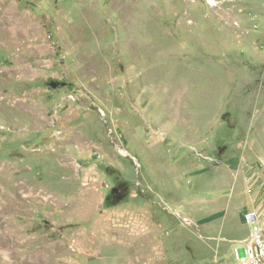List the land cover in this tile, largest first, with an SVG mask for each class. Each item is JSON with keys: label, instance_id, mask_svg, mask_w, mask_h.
I'll use <instances>...</instances> for the list:
<instances>
[{"label": "rangeland", "instance_id": "obj_1", "mask_svg": "<svg viewBox=\"0 0 264 264\" xmlns=\"http://www.w3.org/2000/svg\"><path fill=\"white\" fill-rule=\"evenodd\" d=\"M255 209L264 0H0V264H236Z\"/></svg>", "mask_w": 264, "mask_h": 264}, {"label": "built area", "instance_id": "obj_2", "mask_svg": "<svg viewBox=\"0 0 264 264\" xmlns=\"http://www.w3.org/2000/svg\"><path fill=\"white\" fill-rule=\"evenodd\" d=\"M244 221L251 228L244 241L236 264H264V224L261 213L251 210L245 213Z\"/></svg>", "mask_w": 264, "mask_h": 264}, {"label": "crops", "instance_id": "obj_3", "mask_svg": "<svg viewBox=\"0 0 264 264\" xmlns=\"http://www.w3.org/2000/svg\"><path fill=\"white\" fill-rule=\"evenodd\" d=\"M256 210V209H255ZM249 211H251V210H249ZM262 222H263V219H262ZM264 223V222H263ZM247 225V224H246ZM248 227H249V229H250V233H251V228H250V226L248 225ZM241 251H242V249H241ZM237 259H238V256H237Z\"/></svg>", "mask_w": 264, "mask_h": 264}]
</instances>
